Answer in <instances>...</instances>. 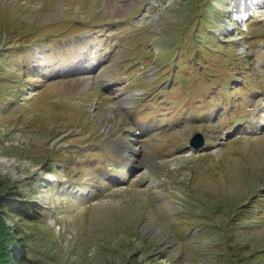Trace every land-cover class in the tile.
Masks as SVG:
<instances>
[{
    "label": "rangeland",
    "instance_id": "374dc122",
    "mask_svg": "<svg viewBox=\"0 0 264 264\" xmlns=\"http://www.w3.org/2000/svg\"><path fill=\"white\" fill-rule=\"evenodd\" d=\"M243 5L0 0V195L43 208L0 207V264L11 237L25 264H264V0Z\"/></svg>",
    "mask_w": 264,
    "mask_h": 264
},
{
    "label": "trees",
    "instance_id": "16d2710c",
    "mask_svg": "<svg viewBox=\"0 0 264 264\" xmlns=\"http://www.w3.org/2000/svg\"><path fill=\"white\" fill-rule=\"evenodd\" d=\"M0 207H5L10 212L31 222L39 220L43 214V208L35 200L28 199L22 192L11 191V188L4 195H0ZM10 242L12 249H5L3 257L9 258L12 264H25L29 259L28 246L25 241L21 238L13 240L11 237Z\"/></svg>",
    "mask_w": 264,
    "mask_h": 264
},
{
    "label": "water",
    "instance_id": "95a60500",
    "mask_svg": "<svg viewBox=\"0 0 264 264\" xmlns=\"http://www.w3.org/2000/svg\"><path fill=\"white\" fill-rule=\"evenodd\" d=\"M205 143L204 136L201 133H196L190 140L189 146L191 149L200 150Z\"/></svg>",
    "mask_w": 264,
    "mask_h": 264
},
{
    "label": "bare ground",
    "instance_id": "6f19581e",
    "mask_svg": "<svg viewBox=\"0 0 264 264\" xmlns=\"http://www.w3.org/2000/svg\"><path fill=\"white\" fill-rule=\"evenodd\" d=\"M129 104V103H128Z\"/></svg>",
    "mask_w": 264,
    "mask_h": 264
}]
</instances>
